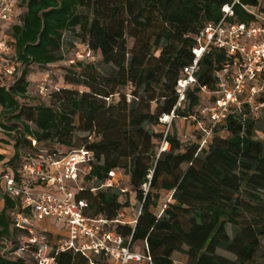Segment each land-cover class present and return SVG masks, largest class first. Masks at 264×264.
Instances as JSON below:
<instances>
[{
  "label": "trees",
  "instance_id": "trees-1",
  "mask_svg": "<svg viewBox=\"0 0 264 264\" xmlns=\"http://www.w3.org/2000/svg\"><path fill=\"white\" fill-rule=\"evenodd\" d=\"M225 5H233V15L225 20L229 25H250L264 13V0H20L11 35L26 69L15 83L0 86L5 136L0 142L12 143L14 149L11 158L0 153V170L17 169L28 152L57 151L51 143L67 152L86 148L93 152L91 171L82 176L85 189L76 201L89 202L86 216L111 221L125 245L136 249L143 243L154 264H264L259 261L264 245V107L258 116L249 104L232 107L205 146L199 130L197 141L186 145L171 131L169 149L161 152L164 133L155 129L178 104L177 85L195 59L197 36L221 22ZM68 33L71 45H87L110 72L79 60L80 69H70L64 80L85 91L62 87L51 93L49 103L23 104L28 68L64 60ZM235 58L215 47L202 56L197 84L177 107L178 118L193 119L202 106L215 102L217 74ZM203 88L212 93L206 99ZM256 100L264 103V90ZM118 170L128 176L130 191L102 187ZM130 192L140 203L134 223L120 219L131 204ZM163 194L169 200L156 213ZM2 197L0 264H37L32 253L19 258L6 249L17 241V203ZM176 253L184 263L175 260ZM56 261L89 264L72 249L59 252Z\"/></svg>",
  "mask_w": 264,
  "mask_h": 264
},
{
  "label": "built area",
  "instance_id": "built-area-1",
  "mask_svg": "<svg viewBox=\"0 0 264 264\" xmlns=\"http://www.w3.org/2000/svg\"><path fill=\"white\" fill-rule=\"evenodd\" d=\"M19 2L0 0L1 87L15 83L26 69L15 55L11 35L13 24L19 21ZM223 12L225 15L221 22L209 24L197 36L195 59L184 68L177 85L178 104L175 110L160 118L164 133L161 152L169 149L166 137L171 132L172 123L178 118L176 109L186 100L188 88L197 84L199 62L211 47L226 49L229 56L236 58L233 63L225 64L217 74L215 102L202 106L199 116L193 117L198 130L202 132L201 145L205 146L211 141L215 129L232 107L240 109L244 104H249L256 116L264 107V103L256 100L257 93L264 90V13L259 14L258 21L250 25H229L225 20L233 15V5H225ZM76 56L77 59L95 60L97 54L86 46L84 53L79 52ZM47 92L43 84L40 93L45 96ZM202 94L208 96L212 93L203 88ZM2 136L0 128V141ZM3 148L0 142V153L7 155ZM92 157L93 152L86 148L70 152L62 148L54 152L41 149L26 153L17 169L0 170V202L4 194L17 203L13 223L19 235L14 245L6 248L11 250V255L26 258L32 253L37 264H57L56 255L72 249L88 258L89 264H102L101 261L108 264H154L148 250L138 252L125 245L123 237L116 233L112 222L105 216H86L84 212L89 208L86 199L76 201L78 193L85 189L82 176L91 171ZM119 182L115 172L102 187L114 186ZM46 220L63 224L65 234L56 242L42 229L41 223Z\"/></svg>",
  "mask_w": 264,
  "mask_h": 264
},
{
  "label": "rangeland",
  "instance_id": "rangeland-1",
  "mask_svg": "<svg viewBox=\"0 0 264 264\" xmlns=\"http://www.w3.org/2000/svg\"><path fill=\"white\" fill-rule=\"evenodd\" d=\"M72 40H73V36L70 33H68L66 35L67 43L64 47V60L48 66L33 65L28 68L27 80L30 82V85L28 88V93L25 95V97L20 99V101L23 104L36 105L40 102L49 103L51 93L62 87H71L74 89L85 91L86 90L85 87L69 85L64 80L65 75L68 73V71H70V69H80L79 67L76 66V63L79 60L94 62L97 64L98 69L103 73L107 74L110 72V67L104 65L101 62L102 61L101 56L97 55L95 60H90L87 58L77 59L76 55L79 52L84 53L87 45L77 41L73 45H71ZM130 43H132L131 39H130ZM43 84H45L46 88L48 89V92L45 96H43L40 93L41 86ZM204 97L206 99V95ZM193 125L194 123L191 118H178L172 123L171 131L176 133L180 137V139H182L185 145L189 143H194L197 141L198 134H197V130L194 129ZM155 129L157 131H163L162 126L155 127ZM1 138H5V136H2ZM11 145L12 143L9 145V147L5 145L3 146L4 147L3 149L7 151V156H11L14 153V149ZM49 146L54 148L55 147L63 148L58 143H51ZM124 175L126 174L124 173L123 170L116 171V176L118 179H120L118 185L124 188L125 190L129 189L130 191L131 186L129 180L123 179ZM122 199L123 201H125L126 196H124ZM168 200H169L168 194H163L162 199L160 200L159 205L156 209V213H158L160 209L164 208V205L167 203ZM130 203L131 204L129 207H125L121 211L120 219H122L124 222L134 223V221L136 220L137 216L140 213V203L136 200V195L134 192L130 194ZM44 226L48 228L53 227L54 230L57 232L62 231L63 229L61 223L54 222L53 224H49V221L47 220L44 221ZM228 230L232 234V228L230 226L228 227ZM137 247L144 249L143 243H138ZM219 253L229 258L236 259L235 256L231 255L228 252L220 250ZM174 258L178 262H182V263L185 262V258L179 253H176L174 255ZM259 261L264 262V245L260 253Z\"/></svg>",
  "mask_w": 264,
  "mask_h": 264
},
{
  "label": "crops",
  "instance_id": "crops-1",
  "mask_svg": "<svg viewBox=\"0 0 264 264\" xmlns=\"http://www.w3.org/2000/svg\"><path fill=\"white\" fill-rule=\"evenodd\" d=\"M192 119V118H191ZM192 121H193V123H194V129L195 130H198V124L197 123H195V121L192 119ZM180 133V132H179ZM123 179H125V180H129V178H128V176L127 175H124L123 176ZM116 181V180H115ZM119 183H117V185H118ZM2 203V204H1ZM3 207V201L2 202H0V209ZM47 221H49V224H53L54 222H56V221H53V220H47ZM51 221V222H50ZM56 223H59V222H56ZM62 224V223H61ZM41 226H42V229L44 230V231H46L48 234H49V236H50V238H51V240L52 241H54V242H56L58 239H60L61 237H62V235L63 234H65V232L63 231V229H62V231H59V232H57V231H55L54 230V228L53 227H45L44 226V222H42L41 223ZM62 227H63V224H62ZM19 235V231H17V236ZM143 246L145 247V245L143 244ZM136 251H138V252H144L145 251V248L144 249H142V248H139V247H136V249H135Z\"/></svg>",
  "mask_w": 264,
  "mask_h": 264
}]
</instances>
